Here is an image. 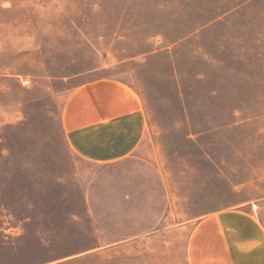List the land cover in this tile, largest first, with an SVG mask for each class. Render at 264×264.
<instances>
[{"label":"rangeland","instance_id":"rangeland-1","mask_svg":"<svg viewBox=\"0 0 264 264\" xmlns=\"http://www.w3.org/2000/svg\"><path fill=\"white\" fill-rule=\"evenodd\" d=\"M101 78L143 98L146 161L67 145ZM234 207L264 210V0H0V264H189Z\"/></svg>","mask_w":264,"mask_h":264},{"label":"crops","instance_id":"crops-1","mask_svg":"<svg viewBox=\"0 0 264 264\" xmlns=\"http://www.w3.org/2000/svg\"><path fill=\"white\" fill-rule=\"evenodd\" d=\"M62 125L70 150L98 168L147 160L139 153L148 132L144 100L123 81L101 78L77 87ZM187 256L189 264H264V210L259 215L234 207L204 215L189 237Z\"/></svg>","mask_w":264,"mask_h":264}]
</instances>
